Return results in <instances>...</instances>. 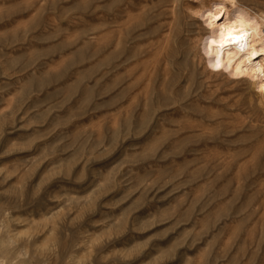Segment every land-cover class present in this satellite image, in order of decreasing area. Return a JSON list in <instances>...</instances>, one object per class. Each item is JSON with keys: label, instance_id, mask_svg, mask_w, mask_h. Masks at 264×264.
Segmentation results:
<instances>
[{"label": "rangeland", "instance_id": "1", "mask_svg": "<svg viewBox=\"0 0 264 264\" xmlns=\"http://www.w3.org/2000/svg\"><path fill=\"white\" fill-rule=\"evenodd\" d=\"M208 3L0 0V264H264V90Z\"/></svg>", "mask_w": 264, "mask_h": 264}, {"label": "bare ground", "instance_id": "2", "mask_svg": "<svg viewBox=\"0 0 264 264\" xmlns=\"http://www.w3.org/2000/svg\"><path fill=\"white\" fill-rule=\"evenodd\" d=\"M148 1L151 0H143ZM208 1L202 13L210 30L202 42L207 66L213 71L226 70L231 76L255 80L256 87L263 91L264 12H253L239 0Z\"/></svg>", "mask_w": 264, "mask_h": 264}]
</instances>
